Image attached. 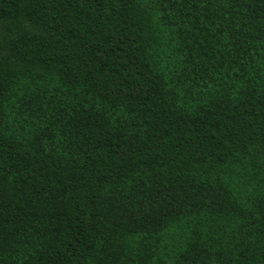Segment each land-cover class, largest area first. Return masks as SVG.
<instances>
[{"label": "trees", "instance_id": "trees-1", "mask_svg": "<svg viewBox=\"0 0 264 264\" xmlns=\"http://www.w3.org/2000/svg\"><path fill=\"white\" fill-rule=\"evenodd\" d=\"M0 264H264V0H0Z\"/></svg>", "mask_w": 264, "mask_h": 264}]
</instances>
